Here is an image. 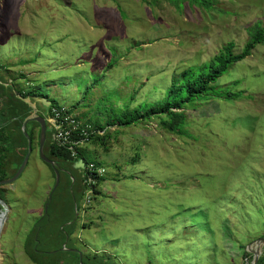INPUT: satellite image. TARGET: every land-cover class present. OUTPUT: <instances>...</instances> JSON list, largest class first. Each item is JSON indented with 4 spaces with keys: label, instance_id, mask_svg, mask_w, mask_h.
I'll use <instances>...</instances> for the list:
<instances>
[{
    "label": "rangeland",
    "instance_id": "rangeland-1",
    "mask_svg": "<svg viewBox=\"0 0 264 264\" xmlns=\"http://www.w3.org/2000/svg\"><path fill=\"white\" fill-rule=\"evenodd\" d=\"M258 23L264 0H215L212 11L165 0H0V74L16 90L78 105L81 122L110 135L109 152L94 140L79 147L86 162L105 168V181L87 201L77 185L75 232L56 257L77 247L114 264L251 263L248 246L264 238V46L211 88L220 99L183 107L181 134L163 128L161 117L137 118L228 43L241 54ZM126 115L130 126L120 125ZM60 175L46 220L54 228L53 209L67 205L70 175ZM55 185L35 140L21 176L0 185L10 208L0 264H34L26 242ZM47 236L38 249L44 261L59 247Z\"/></svg>",
    "mask_w": 264,
    "mask_h": 264
},
{
    "label": "trees",
    "instance_id": "trees-1",
    "mask_svg": "<svg viewBox=\"0 0 264 264\" xmlns=\"http://www.w3.org/2000/svg\"><path fill=\"white\" fill-rule=\"evenodd\" d=\"M168 1L171 5H185L186 2L190 6L199 7L205 11H212L214 9L215 0H165ZM249 39L246 43V46L243 52L239 55L234 53V43H228L220 54L215 56L210 62L200 66V67H191L187 69L181 76L180 79L174 80L173 85L169 88L166 98L146 111V113L140 114L137 118L138 121H150L152 117H161L163 119L162 126L163 128L169 130L173 133L181 134L185 123L186 117L181 111L183 107L188 104L196 101L198 98H218L221 96H212L210 91L211 88L218 82V80L223 77L228 69L251 56L253 50L258 45L264 46V25L258 23L253 27L248 29ZM6 70V69H4ZM20 97H19V95ZM45 98L42 95L29 92L28 94H21L13 88L5 87L0 85V181H4L12 178L18 171L20 165L22 164L25 156L28 152V143L25 138L22 125L24 120L32 114V108L30 105L25 102L27 98ZM54 109L57 110H67L68 114H74L78 110V105L72 106L70 108H64L58 103L52 102V105L48 108V118L52 115ZM77 120L81 121L82 118L78 117ZM135 121L125 118L120 122V125L130 126ZM83 123V122H82ZM89 124L83 123L82 130L87 131L86 143L94 140L95 143H99L106 152L108 150V140L110 139L109 133H107L104 128L98 127L96 130H91L88 126ZM36 128L39 130V136L37 138V143L39 144L41 127L37 122H31L28 124V133L34 140L33 129ZM185 129V128H184ZM53 129L50 128L48 124L47 131V141L45 144V153L47 157L53 161H56L60 167L68 169L70 165L74 162L79 161L82 158V154L78 149L79 156L77 159L72 157L71 151L65 147H60L52 141ZM81 133V131H79ZM79 133L74 134L75 139H81ZM34 142V141H33ZM85 160V159H84ZM13 166V167H12ZM51 167V165H49ZM52 168V167H51ZM53 169V168H52ZM54 171V169H53ZM55 177V173H54ZM74 181V182H73ZM105 181V177H102L98 180V185L95 189V195L101 194L100 187L101 184ZM81 184V186H77ZM79 188L81 197L85 196V185L83 184V179L79 183L76 178L73 176H68L65 198L63 199L65 205L60 212L53 209L54 212H57L56 220H58L56 228L51 226L50 221H46L50 217L48 213L45 214L44 218L40 220L39 225L35 228L34 237H29L26 242V253L29 259L34 264H79L80 255L79 253L67 252L68 255H62L61 257H56L62 253L61 249L64 245L68 247L70 239L75 232V213H74V199H76V188ZM56 192V191H55ZM54 192V193H55ZM54 198V194H53ZM52 198V199H53ZM49 201V200H48ZM53 200L50 202L52 206ZM0 210H2L0 206ZM45 221L42 225L41 223ZM48 223V224H47ZM49 235L52 239L56 237L59 240V247L54 253H45V256L49 257V261H44L41 259V252L38 251L40 246V236ZM37 237V240H36ZM46 242L47 239H46ZM76 248L77 247H73ZM58 253V254H57ZM69 254L74 256V262L70 260L73 259ZM247 259L252 261L253 255L246 253ZM83 264H114V262L105 257H99L94 255L90 257L89 255H83ZM258 264H264V255L259 259Z\"/></svg>",
    "mask_w": 264,
    "mask_h": 264
},
{
    "label": "water",
    "instance_id": "water-1",
    "mask_svg": "<svg viewBox=\"0 0 264 264\" xmlns=\"http://www.w3.org/2000/svg\"><path fill=\"white\" fill-rule=\"evenodd\" d=\"M41 101L43 102V104L46 107H50L52 105V103L50 101H48L46 98H42ZM25 102H27L30 105V107L32 108V114L24 120L23 125H22V131H23V134H24L25 138L27 139V143H28V152H27V155L25 156L22 164L20 165L18 171L16 172V174L10 179L0 181V185H7V184L13 183L14 181H16L21 176V174L25 170V168L29 162L30 156L33 152V141H32V138L30 137L28 130H27L28 124L31 122L39 123L40 127H41L40 140H39V152H40V155H41L43 161L48 163L49 165H51V167L54 169V173H55V177H56L55 188L53 189L51 195L49 196V201L45 207V213L47 214L48 210H49L50 202L52 201V198H53V194L58 189V187L60 185V180H61L60 172H61V170H60L58 163L56 161L49 159L45 154V144L47 141V131H48V118L46 116L39 114L36 105L34 103H32L30 100L25 99ZM85 163H86V161L84 159H80L79 161H77L74 164V169H77L80 171L83 170L85 167ZM69 175L71 176L70 173H69ZM0 206L2 208V210H0V238H1L2 231L4 229L6 221L8 219L10 208L7 205V203L5 201H3L1 198H0ZM263 247H264V238H260L256 241H254L252 244H250L248 246V252L253 255V259H252L251 263H250L249 259H247V262L250 264H258L259 259L263 255ZM63 248L65 250H67L66 245H64ZM71 251L79 253V255H80V263L79 264H83V254L80 252V250L72 249Z\"/></svg>",
    "mask_w": 264,
    "mask_h": 264
},
{
    "label": "built area",
    "instance_id": "built-area-1",
    "mask_svg": "<svg viewBox=\"0 0 264 264\" xmlns=\"http://www.w3.org/2000/svg\"><path fill=\"white\" fill-rule=\"evenodd\" d=\"M73 114H68L67 110L54 109L48 118L50 128L53 129V142L71 151L72 157L77 159L78 149L86 143L87 131L82 130V122L76 119ZM81 131V133H79ZM79 133L81 139H75L74 134ZM106 170L93 162H86L83 170V184L85 185V200H89L95 195L98 180L105 177Z\"/></svg>",
    "mask_w": 264,
    "mask_h": 264
},
{
    "label": "crops",
    "instance_id": "crops-1",
    "mask_svg": "<svg viewBox=\"0 0 264 264\" xmlns=\"http://www.w3.org/2000/svg\"><path fill=\"white\" fill-rule=\"evenodd\" d=\"M1 73V72H0ZM14 83H15V81H13L12 79H10V80H8L5 76H3L2 74H0V85H4L5 87H12L13 88V90L15 91L16 89H14ZM17 92H19V93H21V94H28L29 92H33V93H35L34 91H27L25 88H22V91H20V90H17ZM19 95V94H18ZM19 97H20V95H19ZM46 98V97H45ZM28 100H30L32 103H34L35 105H36V107H37V109H38V113L39 114H41V115H43V116H48V108L49 107H46L44 104H43V102L41 101V97H37V98H34V99H31V98H27ZM73 105H71V106H67V105H64L63 107L64 108H70V107H72ZM74 115V114H73ZM48 118V117H47ZM49 123V122H48ZM33 134H34V140L33 141H37V138H38V136H39V130L38 129H36V128H34L33 129ZM52 138V137H51ZM52 141H53V138H52ZM13 167V166H12Z\"/></svg>",
    "mask_w": 264,
    "mask_h": 264
},
{
    "label": "flooded vegetation",
    "instance_id": "flooded-vegetation-1",
    "mask_svg": "<svg viewBox=\"0 0 264 264\" xmlns=\"http://www.w3.org/2000/svg\"><path fill=\"white\" fill-rule=\"evenodd\" d=\"M76 162H74V163H72L71 165H70V168H68V169H64V168H62L66 173H70L71 174V176H72V174H73V172L74 171H76L78 174H80L81 176H83V170H77V169H74V164H75Z\"/></svg>",
    "mask_w": 264,
    "mask_h": 264
},
{
    "label": "clouds",
    "instance_id": "clouds-1",
    "mask_svg": "<svg viewBox=\"0 0 264 264\" xmlns=\"http://www.w3.org/2000/svg\"><path fill=\"white\" fill-rule=\"evenodd\" d=\"M49 124V123H48Z\"/></svg>",
    "mask_w": 264,
    "mask_h": 264
}]
</instances>
